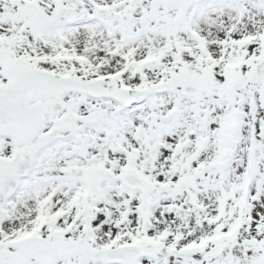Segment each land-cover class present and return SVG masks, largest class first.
Wrapping results in <instances>:
<instances>
[{"label": "snow or ice", "instance_id": "snow-or-ice-1", "mask_svg": "<svg viewBox=\"0 0 264 264\" xmlns=\"http://www.w3.org/2000/svg\"><path fill=\"white\" fill-rule=\"evenodd\" d=\"M0 264H264V0H0Z\"/></svg>", "mask_w": 264, "mask_h": 264}]
</instances>
